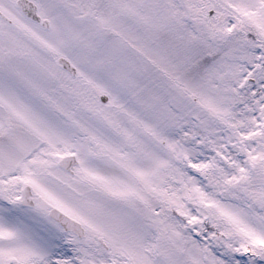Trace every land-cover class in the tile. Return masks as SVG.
Here are the masks:
<instances>
[{"label": "snow or ice", "instance_id": "6c2138e0", "mask_svg": "<svg viewBox=\"0 0 264 264\" xmlns=\"http://www.w3.org/2000/svg\"><path fill=\"white\" fill-rule=\"evenodd\" d=\"M0 264H264V0H0Z\"/></svg>", "mask_w": 264, "mask_h": 264}]
</instances>
